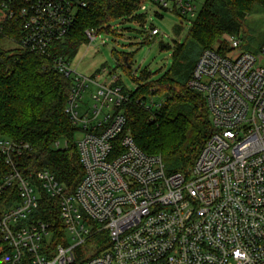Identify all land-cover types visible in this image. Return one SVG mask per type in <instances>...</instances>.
Listing matches in <instances>:
<instances>
[{
    "label": "built area",
    "instance_id": "built-area-1",
    "mask_svg": "<svg viewBox=\"0 0 264 264\" xmlns=\"http://www.w3.org/2000/svg\"><path fill=\"white\" fill-rule=\"evenodd\" d=\"M205 2L144 0L139 13L147 22L150 5L190 23ZM87 5L24 0L16 9L15 0H0V34L19 17L18 48L52 57L71 82L65 111L77 129L83 168L69 192L48 170L24 175L19 159L29 145L0 139L10 168L0 172V235L13 264H264V46L253 54L238 37H225L227 54L200 55L189 87L204 96L212 133L187 173H168L161 157L145 154L124 134L122 107L131 95L120 78L106 68L87 77L54 56ZM102 34L84 32L89 45ZM160 35L151 26L145 39ZM144 106L159 105L151 100ZM43 193L57 202L65 245L53 247L50 224L33 219ZM101 234L107 243L94 255Z\"/></svg>",
    "mask_w": 264,
    "mask_h": 264
},
{
    "label": "trees",
    "instance_id": "trees-1",
    "mask_svg": "<svg viewBox=\"0 0 264 264\" xmlns=\"http://www.w3.org/2000/svg\"><path fill=\"white\" fill-rule=\"evenodd\" d=\"M143 3L144 0H88L73 29L55 47L54 56L69 61L75 58L87 41V29H99L106 34L116 22L144 26L145 16L139 13ZM15 4L18 9L24 0H15ZM256 6L264 9V0H206L190 22L185 41L175 43L170 70L158 80H152V74L146 71L134 79L137 89L130 92L129 101L122 107L127 121L124 134H130L145 154L161 157L168 173H187L212 133L206 100L189 87L198 58L206 50L227 54L228 45L223 39L239 37L246 16ZM181 33L182 27L176 26L174 34ZM21 37L19 17L7 23L0 34V139L29 145L30 151L19 159L24 175L48 170L72 192L83 176V168L76 147L77 129L65 111L71 82L55 69L52 57L20 48H3L5 41H18ZM122 59V68L131 76L130 57ZM151 100L159 106L147 111L144 104ZM58 142L61 146L57 148ZM9 169L0 155V172ZM33 219L50 224L53 247L66 244L56 200L43 193ZM94 242L98 244L94 249L96 255L104 249L106 235L96 236ZM11 256V249L0 235V264H13Z\"/></svg>",
    "mask_w": 264,
    "mask_h": 264
},
{
    "label": "rangeland",
    "instance_id": "rangeland-1",
    "mask_svg": "<svg viewBox=\"0 0 264 264\" xmlns=\"http://www.w3.org/2000/svg\"><path fill=\"white\" fill-rule=\"evenodd\" d=\"M148 21L141 26L136 23L113 24V33L101 35V38L89 45L81 47L78 54L71 60L72 67L81 75L90 77L95 72L106 68L108 73L116 74L121 83L129 92H135L137 85L134 79H139L143 72L152 74V80L160 79L167 73L172 65V54L175 43H183L188 35L190 23L174 13L164 12L158 7L148 5ZM161 14L163 17L155 15ZM151 26L160 31V36L148 43L143 39L148 37ZM176 26L182 27L179 36L174 34ZM242 41V49L253 54H259L264 46V9L256 6L252 13L246 16L243 29L238 37ZM102 41H105L103 44ZM14 40L2 43L6 50L18 49ZM161 45L169 49L161 50ZM130 57V74L122 68V57ZM66 58V57H65ZM67 59V58H66ZM107 74L101 76L103 81ZM149 95V94H148ZM151 97V96H149ZM153 99V98H152ZM89 100L88 96L86 101ZM62 143V147H63ZM91 254L88 253V256Z\"/></svg>",
    "mask_w": 264,
    "mask_h": 264
}]
</instances>
